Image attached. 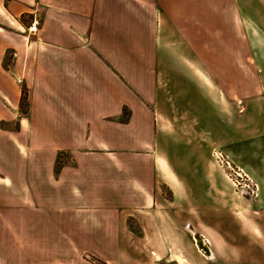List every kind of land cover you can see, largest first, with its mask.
Here are the masks:
<instances>
[{
	"label": "crops",
	"instance_id": "crops-1",
	"mask_svg": "<svg viewBox=\"0 0 264 264\" xmlns=\"http://www.w3.org/2000/svg\"><path fill=\"white\" fill-rule=\"evenodd\" d=\"M243 16L264 25V0H0V264H205L196 235L223 264H264V180L242 204L205 170L224 216L190 220L167 151L200 142L205 102L237 95L199 53L224 62Z\"/></svg>",
	"mask_w": 264,
	"mask_h": 264
},
{
	"label": "rangeland",
	"instance_id": "rangeland-1",
	"mask_svg": "<svg viewBox=\"0 0 264 264\" xmlns=\"http://www.w3.org/2000/svg\"><path fill=\"white\" fill-rule=\"evenodd\" d=\"M253 18L257 25H252L244 16L237 18V47L221 49L222 55H226L224 62L222 59L221 63L217 62L219 54L213 52L214 48H206L204 54L199 53L206 75H238L235 86L237 95L231 94L226 99L222 97L219 112L216 106L209 105L207 102L202 105L201 111L199 110L200 126L195 127L194 138L190 137L193 140L198 138L199 143L188 146L178 141V143L173 142V145L167 147L168 154L179 174L178 178L186 191L183 201L188 206H195V209L190 207L187 213L190 220H194L193 218L196 217L216 220L217 216H224L221 213L222 205L210 191L212 186L211 179L205 174L207 169L210 172L212 170L220 171L222 178L214 174L213 179L215 184L220 187L223 196L228 199L237 200L242 204H253L261 195L258 178L263 184L264 88H262L258 77L261 53L259 46L262 37L260 30L264 33V25L255 16ZM212 34L209 33L211 36ZM252 43L255 48L253 59L249 52ZM9 55L5 62L6 65L10 62ZM229 61L230 63H228ZM239 75H253V102L249 101L247 113L244 112V100L251 98L239 95L243 88V82L239 80ZM231 92L233 93L232 90ZM21 99V107L25 109L27 103L25 87L22 89ZM125 113L127 114V112ZM213 149L221 151L225 159L230 162L232 169L214 159ZM65 156V154H61L60 158L66 160ZM61 159L59 162H62ZM238 170L242 171V177L235 174V171ZM165 188L167 198H172L170 190ZM263 190L264 188H262ZM204 207L207 210H204ZM172 211L175 213V207L172 208ZM192 242L193 247L198 249L195 238H192ZM198 250L205 264H223L218 258L206 256L203 251Z\"/></svg>",
	"mask_w": 264,
	"mask_h": 264
},
{
	"label": "built area",
	"instance_id": "built-area-1",
	"mask_svg": "<svg viewBox=\"0 0 264 264\" xmlns=\"http://www.w3.org/2000/svg\"><path fill=\"white\" fill-rule=\"evenodd\" d=\"M40 24H41L40 17L37 14H35L26 28L27 33L29 35H37ZM212 155L218 163L222 165H226L227 167L232 169L230 162L227 159H225V156L221 153L219 149H213ZM241 172H242L241 170L240 171L238 170V171H235V174H237L239 177H242Z\"/></svg>",
	"mask_w": 264,
	"mask_h": 264
},
{
	"label": "water",
	"instance_id": "water-1",
	"mask_svg": "<svg viewBox=\"0 0 264 264\" xmlns=\"http://www.w3.org/2000/svg\"><path fill=\"white\" fill-rule=\"evenodd\" d=\"M195 239H196L198 248L201 251H203L205 255H207V256L211 255L210 248H209L208 244L206 243V241L199 235H196Z\"/></svg>",
	"mask_w": 264,
	"mask_h": 264
}]
</instances>
